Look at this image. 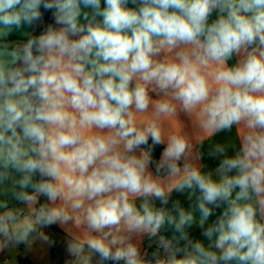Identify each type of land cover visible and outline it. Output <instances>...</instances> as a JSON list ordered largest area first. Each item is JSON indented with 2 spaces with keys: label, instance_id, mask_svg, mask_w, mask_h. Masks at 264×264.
I'll list each match as a JSON object with an SVG mask.
<instances>
[{
  "label": "clouds",
  "instance_id": "clouds-1",
  "mask_svg": "<svg viewBox=\"0 0 264 264\" xmlns=\"http://www.w3.org/2000/svg\"><path fill=\"white\" fill-rule=\"evenodd\" d=\"M52 225L65 264H264V0H0V251Z\"/></svg>",
  "mask_w": 264,
  "mask_h": 264
},
{
  "label": "crops",
  "instance_id": "crops-1",
  "mask_svg": "<svg viewBox=\"0 0 264 264\" xmlns=\"http://www.w3.org/2000/svg\"><path fill=\"white\" fill-rule=\"evenodd\" d=\"M101 6H104V0H101ZM131 6V5H130ZM85 11H90L89 9H84ZM213 19L215 18V14H213ZM99 19V18H98ZM31 28L27 29L30 31ZM9 36H14L17 39H23L26 38L22 32H13ZM235 62V58L233 60L229 61L230 64ZM155 98V97H154ZM181 120L184 121L186 125V131L191 133V125L188 121V119L181 114ZM229 138L234 139L235 138V128H233L230 132H221L212 137L209 140H205L204 143L199 146V151L202 153V158L199 161L201 164L204 165V170L209 171L212 170L214 171L215 168L218 166L220 162V157L213 158L209 155L210 147L211 145L215 143H227ZM165 147V145H162V150ZM162 150L159 154L162 153ZM228 155L233 154V151L229 149V152L227 153ZM182 163V162H181ZM152 169L154 171V167L152 166ZM179 199L181 202V205L183 207L190 208L192 206L193 201L188 199V194L187 193H173L169 205L167 207L171 208V204L173 201ZM140 201H137V204L139 205ZM157 207L160 206L159 201L156 202ZM21 205L19 202L12 200L9 204V207H20ZM222 209H217L213 215L209 218V221L205 224L204 228H207L208 224L212 223L216 217L220 214ZM197 217L199 216V213L196 212ZM59 230L60 234L55 235L56 242L58 244V253L57 257L58 258H63L64 262L70 257L68 256L66 252V241L68 239L67 233L59 226L55 225ZM189 232L190 238L193 239H199L201 240L205 245L209 243L208 239L202 235V232L204 229H201L198 224H194L190 228L187 229ZM174 234V230L165 225L161 230L158 235H164L167 238H171L172 235ZM155 239L157 238H149L147 236L143 237L140 241V247L141 251H147L149 254V257L151 256V253L156 249V242ZM135 242V241H134ZM162 251V250H161ZM51 256H52V244L47 245V244H40L36 243L34 244L31 248H28L27 246L21 244L18 245L15 249H4L0 251V264H19L18 258L19 257H26L28 258L32 264H51ZM110 264V262H109Z\"/></svg>",
  "mask_w": 264,
  "mask_h": 264
},
{
  "label": "trees",
  "instance_id": "trees-1",
  "mask_svg": "<svg viewBox=\"0 0 264 264\" xmlns=\"http://www.w3.org/2000/svg\"><path fill=\"white\" fill-rule=\"evenodd\" d=\"M41 11L43 14L42 21L30 29V32H32V34H34V35H38L47 26L48 23H54V20L51 17L50 11H44L43 8L41 9ZM8 39H9V41H21V42L26 40V38L17 39L14 36H9ZM150 145H151V139H149V146ZM161 150H162V145H158V146H155L153 148L152 155H153L154 161L159 159V154H160ZM153 167H154V165H153ZM44 199H45L44 197H40V202L42 203L44 201ZM44 231L47 235H49V237L52 241H53V238H54V241H56L55 235L61 233L60 230L55 225H52V226L45 228ZM56 246H57V250L54 247V242H53L52 243L51 264H65L63 258L61 259V258L57 257V253H58L57 242H56ZM18 261H19V264H32V262L26 257H19Z\"/></svg>",
  "mask_w": 264,
  "mask_h": 264
},
{
  "label": "rangeland",
  "instance_id": "rangeland-1",
  "mask_svg": "<svg viewBox=\"0 0 264 264\" xmlns=\"http://www.w3.org/2000/svg\"><path fill=\"white\" fill-rule=\"evenodd\" d=\"M52 236H53V235H52ZM53 242H54V247H55L56 250H57L56 241H54V238H53Z\"/></svg>",
  "mask_w": 264,
  "mask_h": 264
}]
</instances>
